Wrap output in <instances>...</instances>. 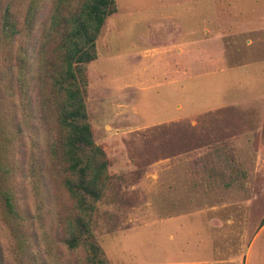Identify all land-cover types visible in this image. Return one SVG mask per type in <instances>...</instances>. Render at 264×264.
I'll return each instance as SVG.
<instances>
[{"label":"rangeland","instance_id":"374dc122","mask_svg":"<svg viewBox=\"0 0 264 264\" xmlns=\"http://www.w3.org/2000/svg\"><path fill=\"white\" fill-rule=\"evenodd\" d=\"M8 1L22 21L30 0ZM114 1L86 95L93 140L108 161L91 224L106 259L150 264L154 226L216 206L237 220L224 227L238 233L234 253L247 258L252 247L249 264H264V0ZM204 28L207 38L221 34L227 67L236 69L170 83L175 45ZM23 39L0 34V186L12 189L19 214L8 217L0 200V264H76L60 243L58 201L40 166L47 134L27 93L36 64L21 76Z\"/></svg>","mask_w":264,"mask_h":264},{"label":"trees","instance_id":"16d2710c","mask_svg":"<svg viewBox=\"0 0 264 264\" xmlns=\"http://www.w3.org/2000/svg\"><path fill=\"white\" fill-rule=\"evenodd\" d=\"M116 10L114 0H30L19 21L9 1L0 0V34L9 42L24 37L22 79L36 64L27 93L47 134L40 166L58 201L60 243L76 264H109L91 230L110 178L105 153L93 140L86 95L87 66L97 59L101 28ZM0 200L8 217L19 218L11 188L0 186Z\"/></svg>","mask_w":264,"mask_h":264},{"label":"crops","instance_id":"0c3cea01","mask_svg":"<svg viewBox=\"0 0 264 264\" xmlns=\"http://www.w3.org/2000/svg\"><path fill=\"white\" fill-rule=\"evenodd\" d=\"M203 21L205 25L206 18H203ZM262 29L263 40L261 44L264 54V27ZM213 31V35L208 37L214 41L213 48H207L206 42L209 40L207 41L206 34L208 30L206 28L202 31L203 36L200 32H188V42L183 45H175V53L177 52L179 59L174 60L170 65V83L177 82L192 71L198 74H215L226 69H236L227 67L223 43L220 39L221 34L215 30ZM193 38H197L198 42L193 41ZM253 63L257 62H252L249 66ZM262 64V73H260V70L257 73L260 74L264 83V57L262 58ZM249 66H247V70L251 69L252 73H256L253 71L254 67L249 69ZM253 97L254 100L258 99L255 94H253ZM220 106L222 105H214L211 110H216ZM183 213L188 215L176 219L167 218L161 224L158 223V226L152 228L148 251L150 253V264H249L252 247L250 250L246 248L247 258L241 256L240 259L235 254L238 253V241H235L238 238V233L231 235L227 231V229H232L234 222L237 220L233 218L224 220L220 208L216 206L199 207ZM226 226H229V228L225 230L224 227ZM233 245L236 247H233Z\"/></svg>","mask_w":264,"mask_h":264}]
</instances>
